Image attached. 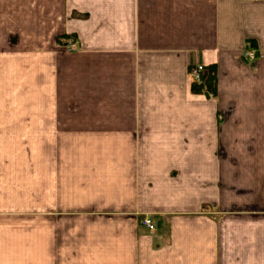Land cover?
<instances>
[{"label": "crops", "instance_id": "1", "mask_svg": "<svg viewBox=\"0 0 264 264\" xmlns=\"http://www.w3.org/2000/svg\"><path fill=\"white\" fill-rule=\"evenodd\" d=\"M0 136V264H264V0H0Z\"/></svg>", "mask_w": 264, "mask_h": 264}, {"label": "rangeland", "instance_id": "2", "mask_svg": "<svg viewBox=\"0 0 264 264\" xmlns=\"http://www.w3.org/2000/svg\"><path fill=\"white\" fill-rule=\"evenodd\" d=\"M64 46V45H63ZM67 47H69L68 49L69 50H72V51H75L76 49H74V46L73 45H69V46H67ZM247 60H249V58H246ZM189 76H190V74H189ZM193 83L195 82V81H192ZM0 137H3V136H0ZM17 137H19V143L18 144H12V146H13V148L10 150V153L11 154H15V157L14 158H22V157H25V158H27V153L23 150V147L22 146H17V145H19V144H22V136H17ZM20 149H22V151L20 150ZM6 153L8 154V152L6 151V150H3L2 151V157L1 158H4L5 159V157H7L6 156ZM31 153L32 152H30V158H33V157H35V156H33V155H31ZM30 168V170H31V172L30 173H36V169H37V167H36V165H34V167H29ZM22 175L23 174H21V172H19V173H16V175H14L13 177H11L10 175L9 176H7V177H5L6 178V181H2L3 183H4V185L5 184H7L6 186L7 187H10V186H12V185H15V184H18V183H20L21 182V180H22ZM1 177V176H0ZM29 178H25L23 181L26 183L27 182V180H28ZM6 187V188H7ZM6 188H0V194L2 195L1 197H0V201L2 202H4V204H1V205H6L7 203H10V204H12L13 206H15V202H16V200L18 201V203L19 204H17V205H20V207H21V205H23V209L24 208H28V207H31V209L29 210V211H31L32 209H33V204H32V200H29L31 203H27V201H26V199H27V197L25 198V200H24V202H25V204H22L21 203V199L22 198H18L19 197V195L21 194V192L20 191H16V190H14V191H8V190H6ZM5 196H4V195ZM10 197H12V198H10ZM16 198V199H14V198ZM14 201V202H13ZM27 205H29V206H27ZM35 209V208H34ZM8 209L7 208H2L1 206H0V216H4V213L3 212H6ZM10 210H13V209H10ZM14 211V210H13ZM14 216H12V219H6V218H0V222H2V223H9V222H14V219H15V222L16 223H20V222H24V221H26V220H24V218L23 217H21L22 215L21 214H18V212H15L14 214H13ZM31 221H36V219H34V220H31Z\"/></svg>", "mask_w": 264, "mask_h": 264}, {"label": "trees", "instance_id": "3", "mask_svg": "<svg viewBox=\"0 0 264 264\" xmlns=\"http://www.w3.org/2000/svg\"><path fill=\"white\" fill-rule=\"evenodd\" d=\"M73 36L62 35L60 38L56 39L57 43L62 45L72 44L75 42ZM67 44V45H68ZM206 90V94L215 95L216 92V68L215 66H209L205 68L204 71L200 74V80L198 83H193L191 90L195 93L200 92L202 89Z\"/></svg>", "mask_w": 264, "mask_h": 264}, {"label": "built area", "instance_id": "4", "mask_svg": "<svg viewBox=\"0 0 264 264\" xmlns=\"http://www.w3.org/2000/svg\"><path fill=\"white\" fill-rule=\"evenodd\" d=\"M245 58H249V60H254L255 59V52L251 49L246 50L243 54ZM204 71L203 66H196L194 68H191L189 70V74L191 77L192 81H195L194 83H198L200 80V74ZM142 224L146 226L149 230H154L155 225L151 222L149 218H144L142 221Z\"/></svg>", "mask_w": 264, "mask_h": 264}]
</instances>
